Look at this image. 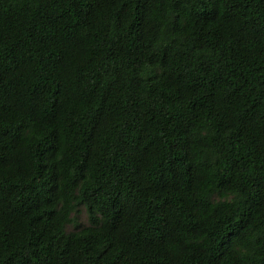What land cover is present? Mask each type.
<instances>
[{"label": "trees", "instance_id": "obj_1", "mask_svg": "<svg viewBox=\"0 0 264 264\" xmlns=\"http://www.w3.org/2000/svg\"><path fill=\"white\" fill-rule=\"evenodd\" d=\"M0 264H264V0H0Z\"/></svg>", "mask_w": 264, "mask_h": 264}, {"label": "rangeland", "instance_id": "obj_2", "mask_svg": "<svg viewBox=\"0 0 264 264\" xmlns=\"http://www.w3.org/2000/svg\"><path fill=\"white\" fill-rule=\"evenodd\" d=\"M77 221L78 223H80L81 225H85L87 224V217H86V213H85V209L84 207H81L79 210V213L77 215ZM74 228L73 224L68 225L67 229L68 230H72Z\"/></svg>", "mask_w": 264, "mask_h": 264}]
</instances>
